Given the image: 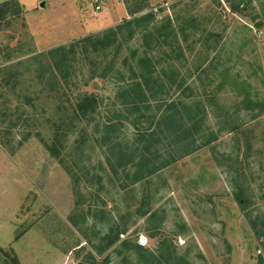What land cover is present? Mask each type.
I'll use <instances>...</instances> for the list:
<instances>
[{"label":"rangeland","instance_id":"1","mask_svg":"<svg viewBox=\"0 0 264 264\" xmlns=\"http://www.w3.org/2000/svg\"><path fill=\"white\" fill-rule=\"evenodd\" d=\"M16 1L20 13L0 20V247L20 264H150L151 253L153 264H264V0H145L133 18L154 16L130 36L118 34L114 67L125 81L131 69L166 84L165 72L174 73L188 89L173 84L156 98L202 108L192 151L175 152L137 182V167L115 174L116 159L108 162L94 138L96 122L122 102L125 81L112 70L91 78L95 65L79 55L68 87L50 91L35 62L74 39L116 31L136 0H102L98 8L91 0ZM79 92L102 106L64 139L67 160L90 170L75 186L46 145L58 99ZM121 131L134 133L127 121ZM111 228L119 237L100 253Z\"/></svg>","mask_w":264,"mask_h":264},{"label":"trees","instance_id":"2","mask_svg":"<svg viewBox=\"0 0 264 264\" xmlns=\"http://www.w3.org/2000/svg\"><path fill=\"white\" fill-rule=\"evenodd\" d=\"M145 4V0H136L133 7L127 11L130 18L124 20L116 31H110L101 36L88 35L74 39L69 45L58 46L36 56L35 62L39 65L37 75L39 79H42L43 74L46 75L42 81L50 87V91L60 89L63 84L67 86L75 74V71L72 70L73 62L77 60V56L81 55V58L87 60L89 65H95V69L90 71L91 78H106L107 71L112 70L116 76L120 77V82H124V72L116 70L114 67L115 55L117 56L122 47L118 34L125 32L130 36L142 22L154 16L150 12L141 17L133 18L135 14L144 9ZM20 11L16 0H5L0 3V20L8 13L18 15ZM110 51H114V53L111 54L112 59L106 67L103 62ZM92 58H103L99 63L100 66H97L98 62L92 61ZM141 63L144 62L141 61ZM165 75L171 79L169 85L164 82L158 83L152 71L137 73L131 69L129 79L132 81L122 83L123 85L121 84L118 91V95L122 99L119 107L113 103V108L109 110L111 115H106L104 120L96 122L95 131L98 136L94 135V138H97L99 146L104 147L106 149L104 151L109 154V157L106 158L108 162H111L112 158L116 159L117 167L113 168L115 174H117L119 167L120 170L125 171L131 165L135 166L137 169L132 175V179L137 182L176 160L178 154L181 157L192 151L187 146L194 142L195 132L201 131L203 118L198 114L201 113L202 108L194 109L179 99L170 101L163 99L164 102H161V98L157 99L156 95L166 94L169 86H173V84L176 85V89L183 91L182 94L188 89L187 86H183V79L177 80V77L175 79L174 73L165 72ZM153 100L155 102L154 109L151 106ZM101 103V99L96 95L79 92L73 97L66 98V100L58 99L55 105L58 116L54 122L52 141L46 145V148L50 155L62 165L75 186L79 185L83 177L89 175L90 170L67 160L68 153H62L65 145L64 139L77 130V122L95 120V116L100 115ZM126 121L132 125L134 130L130 137H126L127 135L121 131V127ZM199 135L200 138L203 137V135ZM84 140L87 138L82 132L80 141L76 140L78 148L85 144ZM238 190L235 199L244 210L246 199L243 195V189L239 187ZM118 237L119 233H113L111 228L103 236L105 244L99 252L101 253L104 248L114 244ZM0 253L2 254V264H20L13 252L5 251L0 247ZM150 258V264H153L155 256L152 253ZM90 264L96 263L90 262Z\"/></svg>","mask_w":264,"mask_h":264},{"label":"built area","instance_id":"3","mask_svg":"<svg viewBox=\"0 0 264 264\" xmlns=\"http://www.w3.org/2000/svg\"><path fill=\"white\" fill-rule=\"evenodd\" d=\"M101 2H102V0H91V3H92L96 8L99 7V5H100ZM165 5H166V3H165ZM153 10H154V12H158V8H157V7H155Z\"/></svg>","mask_w":264,"mask_h":264},{"label":"water","instance_id":"4","mask_svg":"<svg viewBox=\"0 0 264 264\" xmlns=\"http://www.w3.org/2000/svg\"><path fill=\"white\" fill-rule=\"evenodd\" d=\"M43 6V4H41Z\"/></svg>","mask_w":264,"mask_h":264}]
</instances>
